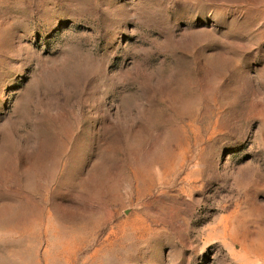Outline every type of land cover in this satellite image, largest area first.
Listing matches in <instances>:
<instances>
[{
    "label": "rangeland",
    "instance_id": "obj_1",
    "mask_svg": "<svg viewBox=\"0 0 264 264\" xmlns=\"http://www.w3.org/2000/svg\"><path fill=\"white\" fill-rule=\"evenodd\" d=\"M0 264H264V0H0Z\"/></svg>",
    "mask_w": 264,
    "mask_h": 264
}]
</instances>
